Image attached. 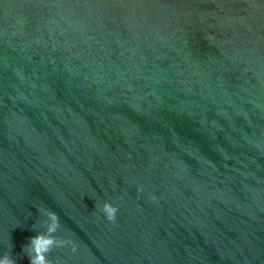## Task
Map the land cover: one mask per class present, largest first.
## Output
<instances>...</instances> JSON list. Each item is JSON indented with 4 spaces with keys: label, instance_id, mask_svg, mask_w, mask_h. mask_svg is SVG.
I'll return each mask as SVG.
<instances>
[{
    "label": "water",
    "instance_id": "obj_1",
    "mask_svg": "<svg viewBox=\"0 0 264 264\" xmlns=\"http://www.w3.org/2000/svg\"><path fill=\"white\" fill-rule=\"evenodd\" d=\"M0 264H264V0H0Z\"/></svg>",
    "mask_w": 264,
    "mask_h": 264
}]
</instances>
